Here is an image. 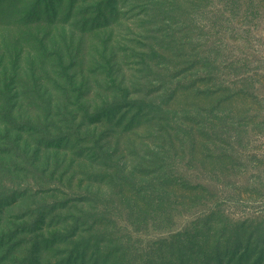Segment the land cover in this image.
I'll return each instance as SVG.
<instances>
[{"label":"rangeland","instance_id":"rangeland-1","mask_svg":"<svg viewBox=\"0 0 264 264\" xmlns=\"http://www.w3.org/2000/svg\"><path fill=\"white\" fill-rule=\"evenodd\" d=\"M0 264H264V0H0Z\"/></svg>","mask_w":264,"mask_h":264}]
</instances>
